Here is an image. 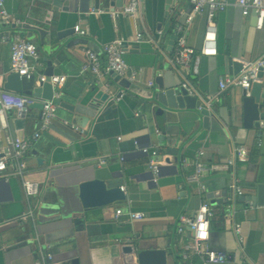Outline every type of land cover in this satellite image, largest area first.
Returning <instances> with one entry per match:
<instances>
[{"label":"crops","instance_id":"obj_1","mask_svg":"<svg viewBox=\"0 0 264 264\" xmlns=\"http://www.w3.org/2000/svg\"><path fill=\"white\" fill-rule=\"evenodd\" d=\"M138 1L135 30L142 31L150 42L133 44L128 18L115 15L119 9L106 12L107 6H104L98 12L90 9L80 14L64 11V3L57 0H3L9 18L4 21L0 16V89L4 90L10 75V52L15 37L26 39L24 25L48 31L58 30V25L60 32L75 30L78 26L85 33L80 35L75 30L73 44L54 59L63 65L57 76L66 77L59 88L56 116L71 115L69 120L75 118L78 124L85 123L86 117L92 118L86 123L87 136L75 144L44 131L31 147L27 164L31 171L29 178L42 186L38 196L27 197L21 180L15 175L10 174L8 180L0 178V264H36L40 247L52 255L49 264H72L75 260L77 264H132L134 257L122 258L118 249L127 241H136L143 249L164 248L168 264H176L175 256L178 264H183L181 237L177 233L180 217H192L208 192L215 195L226 191L228 199L232 197L235 180H239L243 196L255 197L256 185L264 183V119L258 129L245 128L235 107L242 90L229 87L219 93L220 80L234 76L228 75L225 58L232 57L233 61L242 63L256 61L264 55V22L258 28L253 11L244 12L236 0H227V8L215 17L217 54L201 56L198 51L206 16L205 12L196 15L187 34L188 45L195 53L185 74L201 97L219 93L215 112L204 126L198 113L203 102L197 94L189 95L182 110L166 112L159 122L149 99L161 90L181 87L183 76L172 63L175 30L192 14L193 6L188 0ZM129 2L124 0V7ZM51 37H46L43 46L42 38L36 35L34 44L43 63L38 73L46 70L45 58L53 60ZM116 39L124 44V59L129 67L141 70L135 80L126 78L131 83L130 89L110 87L111 74L97 76L85 69L84 50L97 53L105 62L103 49ZM35 87L42 88L37 83ZM26 91L22 94L27 95ZM50 94L49 88L33 92L30 95L35 100L33 105L44 102ZM70 107L74 113L69 111ZM40 112L37 107L28 109L29 116L22 130L25 139L39 130ZM16 114L17 111H6L0 116V151L6 148L5 137L13 136L8 121ZM130 138L136 139L140 146L134 153L122 152L120 142ZM238 148L247 151L245 159L236 156ZM144 149L158 152V166L164 168L160 176L147 167L150 156ZM168 150L178 152L175 165V156L168 154ZM201 151L207 164H224L230 159L234 163L228 170L204 171L195 180V163ZM100 159L109 167L122 170L126 203L98 212L95 220L78 218L79 172ZM167 159L172 165L166 164ZM211 207L215 215L208 245L229 256L220 264H264V206L253 207L251 202L235 197L225 206ZM118 209L143 212L145 218L132 220L123 216L117 220ZM29 211L32 212L29 218L15 222ZM235 222L242 226L244 252L233 230ZM7 229L12 232L3 238L2 233ZM24 241L28 242L25 246L10 249L13 244ZM193 262L205 264L195 257Z\"/></svg>","mask_w":264,"mask_h":264},{"label":"built area","instance_id":"obj_2","mask_svg":"<svg viewBox=\"0 0 264 264\" xmlns=\"http://www.w3.org/2000/svg\"><path fill=\"white\" fill-rule=\"evenodd\" d=\"M193 6V12L187 16L185 23L176 26V47L172 63L179 69L183 76L181 87L185 89L189 95L199 96L203 105L210 109L215 101L218 99L219 93L223 92L229 87H239L242 92H246L249 96V91L253 82H261L262 79L258 78V73L261 68H264V55L256 61H243V69L237 75L227 76L219 82V93L215 96L201 97L193 88L190 80L187 78L185 72L188 71L190 61L195 50L188 45L187 34L188 29L192 25L196 15L205 12L206 28L202 38L201 48L198 54L201 56H216L217 54V23L215 17L219 12H223L227 6V0H188ZM237 4L244 12L255 11L258 16V28H261L264 22V0H236ZM139 14V1L130 0L129 4L119 9L115 15L137 17ZM0 16L2 20L6 21L9 14L4 8L3 0H0ZM80 35L85 32L79 30L77 26L75 29ZM136 39L138 42H150V38L144 36L142 31H137ZM124 44L121 40L116 39L107 44L104 49L105 62H102L100 56L91 51L84 50L87 56V64L85 69L97 76L102 74L114 73L118 76L128 78L130 81L135 80L140 69L130 68L124 59ZM43 66L38 47L29 42L23 37L16 36L11 45L10 52V74H19L27 79L35 78V83L38 85L48 82L52 85L53 93L50 100H45L42 104L41 125L39 130L31 137L24 140H19L11 135H7L6 148L0 151V178L8 180L10 174L17 176L22 183L24 193L27 197L38 196L42 189L40 183L30 179L31 171L28 168L27 156L31 147L41 137V133L46 131L51 120L56 116V100L60 97L59 88L64 84L65 76H46L44 73H38L39 69ZM37 73V74H36ZM117 101L120 97H115ZM35 100L31 96L18 94L14 91L0 89V116L6 111H21L25 106L31 105ZM144 153L150 156L149 167L157 175L159 166L156 158L158 157L157 151L143 150ZM204 152L199 153V159L195 163L196 172L193 176L195 180L204 171H223L228 170L234 163L233 160H227L224 164H207L203 159ZM236 156L241 159L247 157V151L244 148H238ZM101 163L103 162L100 159ZM11 170V173H10ZM124 191V188H121ZM233 194L230 201L235 197L243 196V189L239 184V180H235L232 184ZM32 212L29 211L23 214L20 220L15 222H22L31 216ZM215 212L207 200L203 201L195 213L194 217L181 216L177 226V233L181 237L182 253L181 259L183 264H195L194 257L198 258L205 264H220L225 263L229 256L224 252L214 251L209 245L211 220L214 218ZM116 219L119 220L123 216L129 219L142 220L145 218L143 212H125L121 209L116 210ZM233 230L237 236L238 244L243 250L244 237L242 233V226L240 223L235 222ZM188 236V237H187ZM38 241V239H37ZM39 242V241H38ZM43 247V246H42ZM40 257L36 264H49L52 261L50 253H44L40 247Z\"/></svg>","mask_w":264,"mask_h":264},{"label":"water","instance_id":"obj_3","mask_svg":"<svg viewBox=\"0 0 264 264\" xmlns=\"http://www.w3.org/2000/svg\"><path fill=\"white\" fill-rule=\"evenodd\" d=\"M63 2L64 11H76L80 14H86L90 11V9H94L98 12L102 7L107 6L106 12L111 11L114 12L116 9H121L124 7V0H57ZM255 16L254 23H257V13L253 11ZM118 17H127L131 28L133 30V41L132 43H137L136 39V30H135V18L132 15L129 16H118ZM24 29L27 31L26 39L31 43H36V35L42 38L40 41L41 45H46L45 39L47 36H52L50 38L51 43H53V60L45 58L46 62V70L44 71V75L50 77L53 75H60L62 72L63 65L60 61L54 62V59H57L59 56V52L64 48H68L75 41L74 38V29L66 30L64 32H60L59 26L56 25L55 30H44L40 27H34L30 25H24ZM57 30V31H56ZM55 32V35H53ZM68 37L69 40L66 41ZM177 39V37H175ZM64 51V50H63ZM123 51H126L125 47H123ZM133 51V50H132ZM226 62L227 73L228 75H237L243 69V64L240 62L233 61L232 57H227L224 59ZM113 78L112 83H110V87L120 86L125 89H130L131 83L126 78L118 76L114 73H111ZM258 78L262 79V82H253L252 87L249 91V96H246V92H242V95L239 97L238 102L235 104L236 111L238 112L239 118L242 120L243 126L248 129L260 127L261 120L264 119V68H261L258 73ZM35 86V78L32 77L27 79L24 76H20L19 74H10L4 84V90L14 91L18 94H22L26 91L27 96H30L33 92H37L41 89L45 90L49 88L51 91L50 96L45 98V100H50L53 93V87L48 82L41 83L40 86L42 88H34ZM36 94V93H35ZM188 92L179 87L175 88H167L165 90H161L158 93H155L149 99L150 102H153L154 106H151L152 113L158 118V121L163 120L166 112H174L178 110H182L183 103L188 99ZM108 97V93H107ZM60 98V97H59ZM59 99L56 100L58 103ZM43 103V102H42ZM35 104V105H27L21 111H17L16 117L11 118L8 121L9 127L13 133L14 138H18L19 140H24V132L22 130L25 126V119L29 116L27 115V111L29 108L37 107L41 109L40 116L42 115V107L43 104ZM215 105L208 109L207 107L200 106L198 108L199 116L202 117L203 125L206 126L207 122H209L210 117L215 112ZM71 113H74V109L69 108ZM71 115H68V118L57 117L55 116L46 131L51 132L52 135L57 134V138L65 141L69 140L70 143L75 144L78 140H80L83 136H87L88 131L86 128V123L89 124L91 121L90 117H86L87 121L82 124H78L76 119L69 120ZM95 119V118H94ZM56 121L54 123L53 121ZM18 130L17 133L14 130ZM6 139V137H5ZM6 145V141H5ZM140 145L137 143V140L134 138H130L128 140H123L119 144V148L122 152L125 153H134L136 149ZM170 155L175 156L174 165L178 162V152L177 150H168L167 152ZM124 159V157H123ZM103 162L99 160L98 163H90L82 168L79 172L77 179V189H78V198L81 203V210L76 212L78 214V218L82 219H91L95 220L98 212H106L108 209H115L117 206L125 205L126 203V194L121 190L125 181L123 179L122 170L118 168L109 167L105 160L102 159ZM172 162L167 159L166 164L172 165ZM149 167V163L147 164ZM161 169L159 168V172L157 176L161 175ZM175 169V168H174ZM149 176H151V172H149ZM256 196H243L238 197V200L242 202H251L253 207L256 206H264V183H258L256 185ZM206 193V192H205ZM204 199L209 201L212 206L217 204L219 205H227L229 204V199L227 192L224 191L222 194H213L208 192L204 195ZM76 214V215H77ZM195 214L192 216L194 217ZM74 218H77L75 216ZM14 227V226H10ZM12 232V229H7L2 233V237L5 238L9 236ZM28 242H20L17 244H13L10 249L18 248L20 246H25ZM31 243V242H30ZM120 255L122 258L124 257H134V262L132 264H168V254L166 249L164 248H154V249H143L140 247V244L136 241H127L123 242L120 246H118ZM174 260L176 264H178V257L175 256ZM72 264H77V261H73Z\"/></svg>","mask_w":264,"mask_h":264}]
</instances>
